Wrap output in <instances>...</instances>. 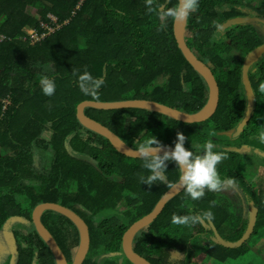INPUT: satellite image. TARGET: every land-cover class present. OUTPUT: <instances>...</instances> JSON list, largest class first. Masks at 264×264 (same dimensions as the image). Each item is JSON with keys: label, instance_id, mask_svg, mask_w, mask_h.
<instances>
[{"label": "trees", "instance_id": "16d2710c", "mask_svg": "<svg viewBox=\"0 0 264 264\" xmlns=\"http://www.w3.org/2000/svg\"><path fill=\"white\" fill-rule=\"evenodd\" d=\"M36 1L50 10L29 14L27 7ZM240 1L199 0V9L186 23L187 43L220 86L219 107L211 118L187 123L142 108H85L88 116L133 149L151 135L174 147L177 133L183 132L189 150L202 154L200 145L211 141L214 150L228 157L218 166L219 173L236 181V191H207L203 199L193 201L183 190L136 234L134 250L152 264H201V257L225 264L262 250L253 237L264 234V176L256 178L259 186L252 184L245 175L242 144L230 141L248 132L259 139L264 133V93L259 91L264 63L259 59L249 71L255 111L244 133L233 136L248 108L243 64L253 49L264 44V23L255 22L263 28L233 25L221 34L215 28V23L224 25L238 17L233 6ZM254 1L263 11L264 0ZM176 3L169 0L167 6ZM49 14L58 17L62 27L33 44L27 29L50 22ZM159 29L160 20L148 12L146 0H0V35L5 37L0 40V249L10 251V260L0 257V264H58L34 223V210L44 202L70 208L89 225L91 248L83 264H134L124 253V234L155 209L169 188L159 182L151 187L142 184L140 177L149 175L143 159L120 153L107 137L80 122L78 106L91 97L80 90L78 76L87 71L105 81L100 101L147 99L190 114L201 112L211 99L207 80L179 47L171 20ZM46 65L53 70L45 72ZM44 75L55 81L52 96L42 92L39 81ZM166 175L168 182H178L174 163L168 162ZM232 191L248 200L249 208L240 207V201L219 200V193L227 196ZM252 207L259 209V216L247 242L227 248L214 240L215 225L225 240L239 241ZM113 210L115 216L109 214ZM206 211L214 219L207 221L205 232L198 224L171 222L173 214ZM41 218L69 264H74L81 244L75 223L52 209Z\"/></svg>", "mask_w": 264, "mask_h": 264}, {"label": "water", "instance_id": "95a60500", "mask_svg": "<svg viewBox=\"0 0 264 264\" xmlns=\"http://www.w3.org/2000/svg\"><path fill=\"white\" fill-rule=\"evenodd\" d=\"M253 22L264 23V18L252 17V16L235 17L224 23V30L233 25L250 24ZM186 23L187 20L184 23L174 24V33L178 45L181 48L182 52L184 53L185 57L192 64V66L205 77V79L207 80L210 86L211 99L209 104L204 110L196 114H190L175 109L173 107H170L168 105L159 103L157 101L147 100V99H133V100L107 101V102L100 101L99 103L93 102L92 100H85L78 106V117L80 119V122L85 127L107 137L112 142L114 147L120 153L126 156L139 158L133 151H131L134 149L126 145L109 127L102 124L98 120L88 116L85 113V108L94 107L102 110L142 108V109L163 113L179 121H183L187 123H198V122H204L209 118H211L216 113L219 107V103H220L219 83L211 68L203 60L197 57V55L191 49L190 45L187 43L185 38ZM263 56H264V44L253 49L248 54V56L246 57V61L244 62L242 75H243V83L248 97V108L243 121L239 124L235 133L233 134L235 138L239 137L240 135H242V133H244L255 111L256 95L252 82L250 80L249 71L250 68ZM183 190L184 189L182 187L169 189L167 193L161 198L155 209L147 216L136 221L124 234L123 249H124V253L131 262H133L134 264H152L148 259L141 256L139 253H137L134 250L133 239L139 231H141L142 229L153 223L157 219V217L162 213V211L165 209L167 203L175 196H177L179 193H181ZM47 209L58 211L59 213L69 217L79 229L81 236V244L77 257L74 261V264H83L91 248V236H90L89 225L81 216H79L73 210L59 203L44 202L39 204L35 208L33 213L35 226L39 234L42 236V238L45 240V242L53 251L58 264H69V263L67 261V258L63 250L59 246L58 242L56 241L52 233L49 231V229L42 222V218H41L42 213ZM257 216H258V209L252 208L250 213L248 228L245 234L243 235V237L239 241L236 242L226 241L215 228H214L215 229L214 240L228 248H238L242 246L254 233L257 223Z\"/></svg>", "mask_w": 264, "mask_h": 264}, {"label": "clouds", "instance_id": "9594fccd", "mask_svg": "<svg viewBox=\"0 0 264 264\" xmlns=\"http://www.w3.org/2000/svg\"><path fill=\"white\" fill-rule=\"evenodd\" d=\"M169 0H146V6L149 13H156L160 20V29L167 27L169 20L173 24L184 23L188 17L199 9V0H177V3L168 7ZM217 33L224 31V25L215 23ZM33 67H40L33 65ZM45 72L52 71L51 65L44 66ZM76 73L74 72V75ZM42 92L47 96H52L56 91V84L53 79L47 75L40 78ZM105 81L100 78H94L91 73L85 71L78 76V85L80 90L90 96L93 102H100L99 90ZM259 91L264 93V83L259 86ZM187 137L183 132H178L174 148L165 146L154 135L140 139L136 143L133 151L139 158L143 159V167L148 170L149 175L141 176L142 184L152 186L159 182L166 184L169 189L182 187L186 194L193 201L204 198L207 191L221 192L236 186V181L232 178H222L219 173V165L227 159L223 151H216V145L211 141L200 145L203 149L202 154L189 150L185 147ZM259 140L264 143V133H261ZM193 147H196L193 145ZM162 153V154H161ZM168 162L176 165L179 170L178 182H168L167 169ZM214 219L211 211H206L198 215L179 216L173 214L171 222L178 226L193 227Z\"/></svg>", "mask_w": 264, "mask_h": 264}, {"label": "rangeland", "instance_id": "374dc122", "mask_svg": "<svg viewBox=\"0 0 264 264\" xmlns=\"http://www.w3.org/2000/svg\"><path fill=\"white\" fill-rule=\"evenodd\" d=\"M42 9H46L47 11L50 10V7L44 3V2H32L28 7H27V12L31 15H38ZM233 9L236 10L238 13L236 16L241 17V16H252V17H259L263 18L264 17V8L263 11L261 10L262 8L257 6V2L254 0L252 2L250 1H244L241 0L238 4L233 6ZM262 11V12H260ZM49 14L48 17H50ZM255 27H262V24L260 25L259 23H252ZM41 25V24H40ZM42 28V25L39 27ZM58 27H56L57 29ZM32 30V29H31ZM31 35V32H29ZM42 37H45L46 35L49 36L50 33L45 32L44 29H42ZM34 40L36 41V33L33 34ZM40 38V39H41ZM40 41V40H39ZM37 41L36 43H38ZM34 43V44H36ZM246 61V59H245ZM244 61V62H245ZM260 63H264V56L260 58ZM244 65V64H243ZM241 136V135H240ZM239 136V137H240ZM238 138V137H237ZM234 146L238 145V143L242 144V148L245 150L246 155L244 157L243 161V167L245 171V175L248 176L249 180L252 182L254 186H259L258 182L260 179L258 178V175L260 174L261 176H264V153L260 154L261 152H264V144L255 136L252 135L251 132H248L247 136L241 137L239 140L233 139L230 141ZM233 190L234 188H230ZM234 191H236L234 189ZM232 191L231 193L233 194H228L227 196L222 193H219V200L223 201H228V202H239L241 201V197L236 195V192ZM233 213L235 214L237 211L235 209H232ZM108 213V211H106ZM115 211H111L109 214L115 216ZM251 213V211H250ZM250 220V217H249ZM261 242L259 243L261 249L263 250V254H257L255 252H251L250 254V261H254L255 259H258L255 263L260 262V264H264V235L260 237ZM258 238L253 237V241L256 243ZM5 248V249H4ZM3 249H0V257L4 262H8L10 260V251L9 248L7 249L4 247ZM247 258L248 256L244 258H240L237 263L239 264H247ZM263 258V259H262ZM260 259V260H259ZM236 262V260L230 259V263ZM216 264L213 260H209V264ZM229 262V261H228ZM208 263V262H207ZM236 263V264H237ZM254 263V264H255Z\"/></svg>", "mask_w": 264, "mask_h": 264}, {"label": "built area", "instance_id": "2783aa9c", "mask_svg": "<svg viewBox=\"0 0 264 264\" xmlns=\"http://www.w3.org/2000/svg\"><path fill=\"white\" fill-rule=\"evenodd\" d=\"M49 19H50V22H47V21H43L42 23H41V25H42V28H37V29H27V33L30 35V33L29 32H31V35H30V37H31V42L34 44V43H36L37 41H41V40H43V39H45V38H47L48 37V35H46L45 37H43V38H41L42 37V29H44L45 30V32H46V34L47 33H50L49 35H51L52 33H54L57 29H59L60 27H62V23L60 22V20H59V18L58 17H56L55 15H50V17H49ZM56 27H58L57 29H56ZM34 33H36V41L34 40V37H32L33 36V34ZM41 38V39H40ZM5 39V37L4 36H2V35H0V40H4ZM24 40H28L27 38H24Z\"/></svg>", "mask_w": 264, "mask_h": 264}, {"label": "crops", "instance_id": "0c3cea01", "mask_svg": "<svg viewBox=\"0 0 264 264\" xmlns=\"http://www.w3.org/2000/svg\"><path fill=\"white\" fill-rule=\"evenodd\" d=\"M230 195L231 194H233V193H229ZM243 199L244 198H242L241 197V201H240V207H242V206H245V208L244 209H246L247 207L249 208V203H248V200L246 201V200H244L243 201ZM206 228H207V225H206V223L204 222V223H202V224H198V229H199V231L200 232H205L206 231ZM264 234H261V235H259V237H258V239H257V241H256V244L257 245H259V243H262L261 242V236H263ZM257 251H258V253L259 254H261V252H262V254H263V250H261V251H259V249H256ZM257 253V254H258ZM251 254V253H250ZM250 254L248 255V258H247V264H254L258 259H255L253 262L252 261H250ZM198 259V258H197ZM200 259V258H199ZM263 259V258H262ZM260 260V259H259ZM229 262H227V263H225V264H236L237 262H232V263H230V260H228ZM208 262V263H207ZM214 262H216V264H222V263H220V262H218V261H214ZM200 263L201 264H209V261H207L206 259H203V257H201V261H200ZM212 264H213V262H212ZM237 264H239V263H237ZM255 264H260V262H257V263H255Z\"/></svg>", "mask_w": 264, "mask_h": 264}, {"label": "bare ground", "instance_id": "6f19581e", "mask_svg": "<svg viewBox=\"0 0 264 264\" xmlns=\"http://www.w3.org/2000/svg\"><path fill=\"white\" fill-rule=\"evenodd\" d=\"M252 208H257V207H252ZM252 208H251V209H252ZM257 209H258V208H257ZM258 216H259V209H258ZM258 216H257V221H258ZM205 223H206L207 228H208V227H209L208 223H207V222H205ZM256 226H257V223H256ZM212 227L216 229L215 225L212 226ZM207 228H206V229H207ZM255 229H256V227H255ZM218 233H219V232H218ZM254 233H255V230H254ZM254 233H253V234H254ZM219 234H220V233H219ZM253 234H252V236H253ZM220 235H221V234H220ZM252 236H251V237H252ZM251 237H250V238H251ZM250 238H249V239H250ZM249 239H248V240H249ZM133 240H134V239H133ZM248 240H247V241H248ZM226 241H227V240H226ZM247 241H246V242H247ZM223 246H224V245H223ZM227 248H228V247H227ZM67 261H68V260H67ZM68 263H69V262H68Z\"/></svg>", "mask_w": 264, "mask_h": 264}, {"label": "flooded vegetation", "instance_id": "af4514ba", "mask_svg": "<svg viewBox=\"0 0 264 264\" xmlns=\"http://www.w3.org/2000/svg\"><path fill=\"white\" fill-rule=\"evenodd\" d=\"M247 197H248V196H247ZM242 198H243V197H242ZM207 229H208V228H207ZM207 229H206V230H207Z\"/></svg>", "mask_w": 264, "mask_h": 264}]
</instances>
